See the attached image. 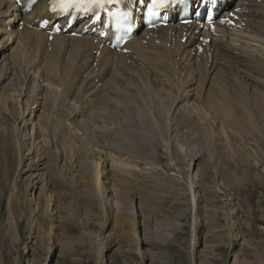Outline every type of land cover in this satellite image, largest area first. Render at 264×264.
<instances>
[{
	"label": "rangeland",
	"instance_id": "374dc122",
	"mask_svg": "<svg viewBox=\"0 0 264 264\" xmlns=\"http://www.w3.org/2000/svg\"><path fill=\"white\" fill-rule=\"evenodd\" d=\"M150 52L144 56L151 58ZM141 66L132 70L140 76L134 79L132 75L137 83L150 75L141 72L145 70ZM15 80L19 85L20 76ZM176 81L172 80V94L180 89ZM56 88L57 94L64 95L73 85L68 82ZM157 94L161 100L153 105L138 98L126 111L127 118L148 137L133 132L129 143L105 146L109 151L94 146L100 139L97 131L107 127L94 123L100 102H87L86 110L87 104L75 100L67 124L62 123L66 118L59 109L70 108L68 102L55 108L58 112L54 110L52 115L57 118H49L45 112L44 118L52 121L51 128L58 134L57 141H49L43 148L51 153L52 187L42 178L32 187L38 170L27 155L28 137L18 133L23 142L19 153L11 132L17 126L1 120L0 264H264V107L237 109L225 120L218 111L196 108L195 100L188 97L181 102L183 109L199 122L187 125L186 130L179 125L172 133L169 85L165 83ZM63 95L52 91L49 104L62 103ZM12 104L7 106L10 111L15 107ZM78 112L83 118L77 117ZM75 118L85 123L76 125V131H86L84 138L90 144L84 147L85 139L73 137L68 141L72 152L67 155L60 135L72 133ZM135 146L143 153L148 151L145 147L151 148L159 168L140 164L118 148ZM104 158L121 170L109 171L110 183L104 185L107 191L95 196L77 170H88L92 162L101 164ZM114 185L116 201L121 203L118 209L110 203L109 207L103 205V200L113 201ZM11 194L18 201L15 214ZM144 239L149 243L143 244Z\"/></svg>",
	"mask_w": 264,
	"mask_h": 264
},
{
	"label": "bare ground",
	"instance_id": "6f19581e",
	"mask_svg": "<svg viewBox=\"0 0 264 264\" xmlns=\"http://www.w3.org/2000/svg\"><path fill=\"white\" fill-rule=\"evenodd\" d=\"M47 2L48 0H39L30 13L22 14L11 1L0 0V122L11 120L17 126L11 132L13 131V141L19 153L22 151V140L18 133L24 132L28 137L27 155L34 159L38 170L32 177L36 178L32 187L42 179L46 186H53L52 171L48 163L51 153L49 149L44 152L43 148L49 141H57L55 138L58 134L51 128L52 121L44 117L46 112L49 118H57V115L53 117L52 114L54 110L58 112L59 108H55L65 105V102H68L70 108L60 106L59 113H63L66 118L62 119V123L67 122L75 100L84 106L87 102H100L97 113H94V123H104L107 127H101L97 131V137L100 138L97 142H102L104 146L98 143L94 146L105 151H109L105 146L115 147L123 142L129 143L135 133L139 137H148L140 125L136 126L132 118H127L126 111L130 109L129 103L135 104L138 98L146 100L147 105L161 100L157 92L165 83L169 85L170 95L173 97L172 133L177 132L179 125L186 130L189 128L187 125L199 122V118L183 109L181 102L188 97L195 100L197 105L193 104L196 108L205 109L208 113L218 111L225 120L228 118L225 116L237 109L264 107V0H235L230 8L227 5L229 11L222 15L227 19L226 23L217 22L215 25L217 36L211 35L206 29H197L193 25L183 27L176 23L155 32L140 31L134 40L125 45L127 54L116 53L105 47L99 49L100 42H95L89 36L58 35L49 42L45 33L36 29L35 22L44 17L50 18L46 13ZM230 12L237 17H230ZM231 22L235 27L230 26ZM10 29L13 30L11 33ZM150 50L152 57L144 56ZM127 62L130 64L127 65ZM130 65L134 68L142 65L145 70L141 72H148L150 75L143 77V83H137L134 79L140 76L132 73L133 67ZM17 76H20L19 85L15 80ZM145 78H149V81ZM174 79L178 80L176 83L180 89L176 92L174 90L172 94ZM96 81L101 83L96 84ZM68 82L73 88L65 90L64 95L63 92L58 93L63 95L59 99L63 102L49 104L52 91L58 95L56 86H63ZM115 99L122 103H115ZM11 103H14L12 107H16H13L14 115L11 112L13 108L10 111V107H7ZM104 105H108V108ZM79 109L83 112L85 110ZM76 114L83 118L80 112ZM73 122H69L74 124L72 133L60 135V140H65L66 144L73 137L74 140L85 139L86 144L83 146H88L89 138H84L86 131H81L82 128L80 132L76 131L81 122H77L76 118ZM84 122L88 124L90 120L86 119ZM64 127L68 130L66 125ZM102 132H109V136ZM112 138L119 142L115 143ZM65 144L63 151L70 155L72 145L69 142ZM118 148L122 153L137 159L140 164L159 168L151 148L145 147L148 151L144 153L136 146L132 149ZM82 167L83 165L79 169ZM114 168L104 158L101 164L92 162L88 170H77V174L81 175L83 182L89 183L95 196H103L107 191L104 185L110 183L107 178L110 172H114L111 171ZM111 188L113 201L103 200V205L109 207L110 203V206L118 209L121 203L116 201L114 195L117 190L115 185ZM11 196L14 198L11 197L14 201L11 210L15 214L14 207L18 205V201L13 194ZM39 198L41 202L43 199ZM147 239L141 242L147 244ZM153 241H156L155 238ZM148 257L146 255L145 258Z\"/></svg>",
	"mask_w": 264,
	"mask_h": 264
},
{
	"label": "snow or ice",
	"instance_id": "6c2138e0",
	"mask_svg": "<svg viewBox=\"0 0 264 264\" xmlns=\"http://www.w3.org/2000/svg\"><path fill=\"white\" fill-rule=\"evenodd\" d=\"M104 3L105 0H59V3L53 6V10L55 11L58 7L61 12L65 13L73 9L78 12H87L92 10L93 7H103ZM168 3L169 0H153V7L163 8Z\"/></svg>",
	"mask_w": 264,
	"mask_h": 264
}]
</instances>
